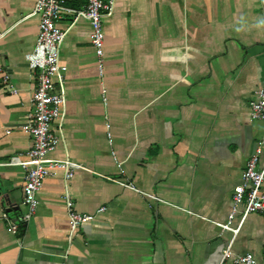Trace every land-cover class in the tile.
Here are the masks:
<instances>
[{
	"label": "crops",
	"instance_id": "1",
	"mask_svg": "<svg viewBox=\"0 0 264 264\" xmlns=\"http://www.w3.org/2000/svg\"><path fill=\"white\" fill-rule=\"evenodd\" d=\"M34 2L0 0V264H238L245 253L264 264V212H250L235 234L215 224L227 220L233 187L264 134L250 115L264 88V0H114L102 18L103 74L88 20L64 14L65 70L54 82L65 101L47 156L90 171L67 182L62 170L47 176L26 218L27 168L9 160L31 145L21 124L36 85L25 59L37 35ZM64 192L79 212L106 207L71 238ZM9 208L21 214L16 232L1 217Z\"/></svg>",
	"mask_w": 264,
	"mask_h": 264
},
{
	"label": "built area",
	"instance_id": "2",
	"mask_svg": "<svg viewBox=\"0 0 264 264\" xmlns=\"http://www.w3.org/2000/svg\"><path fill=\"white\" fill-rule=\"evenodd\" d=\"M114 0H85L82 9H74L66 5L65 0H35L30 15L38 16L37 35L33 48L25 54L28 65L36 71V85L33 89L31 101L33 104L29 117L21 124L24 132L30 135L31 145L25 151L24 158L13 156L9 164H21L27 168L22 185V204L27 207L26 218L34 214L38 206L37 192L43 180L56 170H62L65 182L70 180L77 170L90 169L72 159H56L48 157V153L56 148L59 137L52 128V123L58 118L65 95L55 86L54 76L65 70L60 61V44L65 31L57 21L64 14H74L75 19L83 17L88 20L91 31L90 43L96 57L98 73L104 70V32L102 18L112 11ZM8 75L3 76V81ZM16 90L12 88V92ZM105 99V97H104ZM250 115L264 124V88H258L254 98L250 101ZM100 175V174H99ZM109 180L116 178L105 176ZM127 187L134 188L131 183L121 182ZM148 198L163 201L153 193L142 191ZM67 212V222L70 229L69 237L75 235L78 229L91 222L98 213L104 212L106 207L100 206L96 212H79L74 209L71 197L67 192L63 194ZM11 208L2 210L1 217L9 223V229L16 232L22 223ZM264 212V134L255 142L253 153L247 159L240 173V182L233 187L232 205L225 222H215L222 230H230L235 234L243 220L250 212ZM239 220L235 226L232 221L236 215ZM230 245V244H229ZM227 246L223 258L230 255ZM233 261L238 264H256L251 253L237 255Z\"/></svg>",
	"mask_w": 264,
	"mask_h": 264
}]
</instances>
